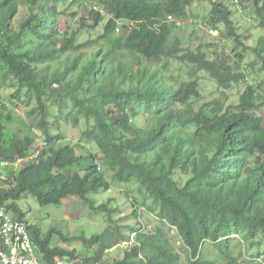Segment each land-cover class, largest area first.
Returning <instances> with one entry per match:
<instances>
[{
    "label": "trees",
    "instance_id": "obj_1",
    "mask_svg": "<svg viewBox=\"0 0 264 264\" xmlns=\"http://www.w3.org/2000/svg\"><path fill=\"white\" fill-rule=\"evenodd\" d=\"M66 1L74 0H0L3 83L16 84L15 96L24 93L34 103L30 124L0 106V159H21L18 168L6 170L0 205L26 222L18 202L27 196L40 207L74 197L89 210L106 212L109 220L108 205L94 207L89 198L109 190L108 172L113 182L135 187L139 206L157 224L150 234L132 232L135 244L122 250L121 259L104 255L99 235L69 238L57 231L65 245L98 246L78 264H180L168 239L171 230L188 264H264L259 253L247 256L256 238L264 241V120L256 114L264 108L263 83H247L236 49L232 52L237 60L230 62L226 51L213 58L199 48L178 55L179 42L171 41L178 28L168 17L184 20L192 1H204L211 6L209 26L222 27L220 41L245 49L224 2L84 0L94 2L95 8L81 5L87 13L72 31L70 25L60 28L59 7ZM251 2L253 21L262 32L251 51L264 62V1ZM20 6L27 11L14 28ZM105 18L101 35L76 42L80 30L92 32ZM174 58L193 65L195 75L205 73L219 90L244 84L238 104L225 107L221 99L197 104L199 80L176 87L168 73V61ZM52 107L73 127L84 121L81 140L94 143L97 155H77L81 145L58 144L62 134L49 133ZM63 109H68L65 115ZM16 123L20 128L13 131ZM35 132L44 140L38 149L33 148ZM133 215L138 217V209ZM28 230L43 264L78 258L75 250L51 246L54 229L45 235L33 225ZM233 235L241 247L237 256L230 245ZM210 247L217 252L216 261L205 257Z\"/></svg>",
    "mask_w": 264,
    "mask_h": 264
},
{
    "label": "rangeland",
    "instance_id": "obj_2",
    "mask_svg": "<svg viewBox=\"0 0 264 264\" xmlns=\"http://www.w3.org/2000/svg\"><path fill=\"white\" fill-rule=\"evenodd\" d=\"M264 0H259L262 3ZM75 2V3H74ZM232 13V19L234 21L237 33L241 36L245 49L242 47L235 48L233 42L220 41V34L222 27H218L214 30L209 26L206 20L207 13L210 11L211 6L208 2L204 1H192L188 15L184 20L187 21L186 25L173 30L172 40L179 42V48L182 50L181 55L186 51H195L201 49L210 58H213L217 53L226 51L225 55L228 56L230 62H235L234 52L232 49H236V53L242 55L240 70L244 72L247 83L252 86H257L263 83L264 88V62L257 60L256 56L252 53L251 49L256 45L258 38L262 35L260 29L253 21V9L251 0H220ZM84 3V5H83ZM95 8V3L92 1L74 0L72 3L67 2L59 7L61 12L60 28L68 27L72 31L78 29V19H81L87 12L81 7ZM245 9V10H244ZM27 9L24 6H20L17 17L13 20L14 28L24 18V13ZM194 17L197 19L195 24L191 25L189 21ZM193 18V19H194ZM75 19V20H72ZM75 21L77 23H75ZM104 21L92 32L80 30L77 33L76 42L78 44L85 43L88 40L96 39L97 36L102 34ZM210 33V31H212ZM93 50H89L91 52ZM215 53V54H214ZM226 56V57H227ZM169 72L174 80L175 86L179 87L182 82L187 83L195 80H199L200 83V95L201 100L197 104L208 103L214 99H221L224 106H231L238 104L240 96L244 93L245 85H234L230 90L222 91L216 87V84L205 74L197 72L195 75V67L191 64L182 63L178 60L170 59ZM254 62L255 65L250 68V64ZM56 65H53L51 69H54ZM171 81L170 83H172ZM16 84L12 82L3 83L2 71L0 70V106L5 105L7 111L12 116H16L23 120L24 123L30 124L31 118L28 117L30 108L34 106V103L30 101L24 93L15 96ZM11 95H14L11 98ZM27 102V103H26ZM66 108V107H64ZM50 117L48 121L50 123L49 133L51 135L62 134L61 142L58 144H68L77 147L81 145V148H76L77 155H84L87 151L93 154H98V149L94 143L82 142L81 135L86 128L84 121L80 120L78 127H73L70 122H63L61 120L60 113L56 108L50 109ZM68 109H63L65 115ZM7 113V112H6ZM257 115L263 117L264 120V108H260L256 112ZM13 131H17L20 128V124H13L11 126ZM38 136L33 148H41L43 146V138L38 132H35ZM103 170V169H102ZM106 179L110 183L108 191H100L96 195H91L89 198L94 200V207L107 204L111 210L110 218L108 220L107 213H99L98 211L89 210L88 207L74 197H68L58 206L40 207L36 200L27 196L18 202L20 210L26 213L25 220L29 225H33L38 228L42 235L47 234L50 230L54 229L55 233L52 234L51 246L63 247L67 250H75L76 260L72 262H81L83 258H89L95 254L98 246H94L89 249H83L79 244L65 245L60 240L59 232L65 237H77L83 234L86 238H90L94 235L100 236V241L106 249L104 255L109 258L121 259L123 256L122 243L123 237L136 231L140 234H150L157 224V219L150 214H147L141 205V196L136 192L135 187L127 184H120L113 182L111 174L105 172ZM138 209V217L135 218L133 212ZM136 223L142 224L141 228L136 226ZM145 228V229H143ZM138 230V231H137ZM59 231V232H57ZM168 239L173 243V246L178 253L179 263L188 264L185 258V253L180 249L181 242L176 236V231H168ZM253 241L255 246L249 251L248 257L251 254L259 253V260L264 263V241ZM231 250L236 256L241 251V247L236 245L237 236L233 235L231 238ZM258 243V244H257ZM260 243V244H259ZM211 261H216L217 252L214 248H209V251L205 253ZM239 261L243 259L238 256Z\"/></svg>",
    "mask_w": 264,
    "mask_h": 264
},
{
    "label": "built area",
    "instance_id": "obj_3",
    "mask_svg": "<svg viewBox=\"0 0 264 264\" xmlns=\"http://www.w3.org/2000/svg\"><path fill=\"white\" fill-rule=\"evenodd\" d=\"M168 20L175 22L176 25L181 24L171 17H168ZM189 21L195 22L193 19ZM37 156L38 152H35L33 157ZM20 163L21 159L15 162L0 159V190L6 186V170L11 167L18 168ZM28 226L27 222L15 219L10 211L0 205V264H43L31 240ZM135 238L136 234L132 233L128 239L122 241V250L131 248L135 244ZM52 264H78V262H68L61 258L56 259ZM90 264L99 263L92 262Z\"/></svg>",
    "mask_w": 264,
    "mask_h": 264
},
{
    "label": "clouds",
    "instance_id": "obj_4",
    "mask_svg": "<svg viewBox=\"0 0 264 264\" xmlns=\"http://www.w3.org/2000/svg\"><path fill=\"white\" fill-rule=\"evenodd\" d=\"M192 19L194 18V17H191ZM195 22H193V23H191V25L192 24H195L196 23V20H195V18L193 19ZM176 21H179L181 24L180 25H176V23H175V25H176V27L179 29V28H181V27H183V26H185L186 25V23H187V21H185V20H180V19H176ZM213 32V30L212 31H210V33H212ZM217 36H219V34H217ZM122 242V241H121ZM120 242V243H121Z\"/></svg>",
    "mask_w": 264,
    "mask_h": 264
}]
</instances>
